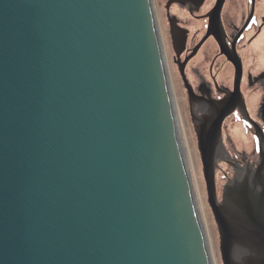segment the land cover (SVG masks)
I'll return each instance as SVG.
<instances>
[{"label": "water", "instance_id": "water-1", "mask_svg": "<svg viewBox=\"0 0 264 264\" xmlns=\"http://www.w3.org/2000/svg\"><path fill=\"white\" fill-rule=\"evenodd\" d=\"M154 22L151 0H0V264H209ZM230 105L193 119L207 201L222 264H264V162L216 196Z\"/></svg>", "mask_w": 264, "mask_h": 264}, {"label": "flooded vegetation", "instance_id": "flooded-vegetation-1", "mask_svg": "<svg viewBox=\"0 0 264 264\" xmlns=\"http://www.w3.org/2000/svg\"><path fill=\"white\" fill-rule=\"evenodd\" d=\"M156 6L185 94L181 70L201 108L231 104L222 124L218 190L236 167L264 162V0H157ZM217 38L225 41V55Z\"/></svg>", "mask_w": 264, "mask_h": 264}, {"label": "bare ground", "instance_id": "bare-ground-1", "mask_svg": "<svg viewBox=\"0 0 264 264\" xmlns=\"http://www.w3.org/2000/svg\"><path fill=\"white\" fill-rule=\"evenodd\" d=\"M151 1H152V9H153V14H154V19H155L154 24H155L157 39L159 42L158 46L160 49V58H161V62L163 65V71L165 74L167 90H168V94L170 98V104H171L172 112L174 115V122H175L178 142L180 146V151H181L183 163L185 165V169H186V172L189 178L188 180L190 184V192H191V197L193 200L194 211L197 217V223L199 225V228H201L203 232V237H205L204 241H205V245L208 251L207 253L209 256L208 258L210 259L209 264H217L216 255L214 252V246L210 238V231L208 228L205 211H204V208L201 202L199 186H198V182L196 180L195 174H194L195 170H194L191 155L189 152V147H188V143L186 139L183 121H182L181 113L179 111L178 100L176 97V91H175L172 75L170 72L171 69L169 66L168 47H166L164 33L162 32V29H161L159 13H158L155 0H151Z\"/></svg>", "mask_w": 264, "mask_h": 264}, {"label": "rangeland", "instance_id": "rangeland-1", "mask_svg": "<svg viewBox=\"0 0 264 264\" xmlns=\"http://www.w3.org/2000/svg\"><path fill=\"white\" fill-rule=\"evenodd\" d=\"M156 2H157V0H156ZM160 18H161V13H160ZM162 29L164 31L163 26H162ZM165 41H166V47H168V49H169L168 55H169V66L171 69L170 72L172 75V79H173V83H174V87H175V91H176V97L178 100L179 111L181 113V117H182V121H183V126H184V130H185V134H186L189 152H190L193 167L195 170L194 174H195L196 180L198 182V186H199L201 202H202V205H203V208L205 211V216H206L208 228L210 231V238H211L213 246H214V252L216 255L217 264H222L220 250H219V245H220L219 234H218L216 222H215L214 217L212 215L211 208H209L208 203H207L206 187H205V182H204V178H203V174H202V163H201V159H200L199 150L197 148V140H196V135L194 133L193 123L190 119V114H189L190 109L188 112V104H187V100H186L185 91L182 89V85L178 79V75L176 73L175 66L173 63H171V49H170L171 45H170L169 41H167L166 39H165ZM200 44H203V42H201Z\"/></svg>", "mask_w": 264, "mask_h": 264}]
</instances>
